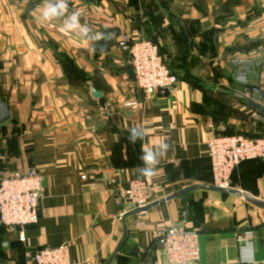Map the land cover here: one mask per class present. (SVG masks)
<instances>
[{
    "label": "crops",
    "instance_id": "0c3cea01",
    "mask_svg": "<svg viewBox=\"0 0 264 264\" xmlns=\"http://www.w3.org/2000/svg\"><path fill=\"white\" fill-rule=\"evenodd\" d=\"M45 4L0 0V101L11 114L0 125V179L36 170L44 185L25 243L0 224V264H33L38 250L65 242L69 264H104L124 222L128 238L111 264H165L155 232L180 224L200 232V264H240L244 229L255 230L263 262L264 210L240 194L195 190L126 218L117 202L137 180L155 185L153 202L211 186V137H264V117L247 104L264 93V0H67L51 21L42 19ZM73 13L80 26L67 30ZM123 34L157 42L177 89L146 100L124 83L133 75L118 49ZM148 151L157 163L141 159ZM236 173L234 190L264 201V161Z\"/></svg>",
    "mask_w": 264,
    "mask_h": 264
},
{
    "label": "built area",
    "instance_id": "2783aa9c",
    "mask_svg": "<svg viewBox=\"0 0 264 264\" xmlns=\"http://www.w3.org/2000/svg\"><path fill=\"white\" fill-rule=\"evenodd\" d=\"M118 49L128 55L132 81L125 78L127 86H134L149 100L158 92L177 89L178 77L173 74L161 55L158 45L146 38L121 35ZM238 82L247 83L246 72H241ZM261 89L254 88L258 94ZM127 106H136L130 104ZM208 157L212 172V185L220 189H233V176L238 167L248 161H264V138H247L240 135H214L208 143ZM155 185L149 181H133L120 190L119 206L125 213L142 209L154 202ZM43 176L36 170L13 173L0 179V224L19 233L25 243L26 231L38 224L40 201L43 197ZM137 226H140V224ZM200 232L183 224L171 225L155 232L154 241L165 257V264H200ZM256 233L244 229L237 237L240 264H264L256 257ZM71 242L37 251L33 264H69Z\"/></svg>",
    "mask_w": 264,
    "mask_h": 264
},
{
    "label": "water",
    "instance_id": "95a60500",
    "mask_svg": "<svg viewBox=\"0 0 264 264\" xmlns=\"http://www.w3.org/2000/svg\"><path fill=\"white\" fill-rule=\"evenodd\" d=\"M93 96L95 98H100L101 96L99 94H97L95 91H93ZM255 100H259L260 103H255L254 101H248L247 104L253 109L255 110L257 113H259L260 115H262L264 117V107L262 106L263 102H264V93H260L258 96H256L254 98ZM10 108H8V105L1 102L0 101V125L6 123L7 121L10 120L11 118V114H10ZM195 190H207V191H214V192H218V193H222V194H226V195H236V194H240L242 198H244V200L249 203L250 205L257 207L259 209L264 210V201L259 200L247 193H238L237 191L233 190V189H220L219 187H214L213 185L211 186H205V185H192L190 187H187L177 193H174L173 195L165 198V199H161L159 201L154 202L152 205H149L145 208L142 209H136L135 211H131L129 213H127L125 215L126 217H133L137 215H140L142 213H146L148 211H150V209L152 207L164 204L166 202H168L169 200H174L177 199L179 197L185 196L186 194L193 192ZM125 220V219H124ZM128 238V228L125 224V222L123 223V236L121 241L119 242V244L117 245V247L115 248L114 252L111 254V256L107 259V261L104 264H111L113 262V260L115 259V257L117 256V254L119 253V251L121 250V248L123 247V245L126 243V240Z\"/></svg>",
    "mask_w": 264,
    "mask_h": 264
},
{
    "label": "clouds",
    "instance_id": "9594fccd",
    "mask_svg": "<svg viewBox=\"0 0 264 264\" xmlns=\"http://www.w3.org/2000/svg\"><path fill=\"white\" fill-rule=\"evenodd\" d=\"M66 10H67V0H55V2H53V0H46V4L42 12V19L45 21H51L54 18L63 17L66 13ZM79 26H80V20L78 13H73L71 16L67 17V24L65 25V28L67 30H75ZM90 52L94 53V50ZM136 139L137 136L135 132H133V134L129 136V140L135 143ZM161 148L166 150L167 145L162 144ZM141 159L146 164L149 165L157 163L155 155L150 151L145 152L144 155L141 157ZM142 174L145 177H151L154 173H152L149 170H144Z\"/></svg>",
    "mask_w": 264,
    "mask_h": 264
},
{
    "label": "rangeland",
    "instance_id": "374dc122",
    "mask_svg": "<svg viewBox=\"0 0 264 264\" xmlns=\"http://www.w3.org/2000/svg\"><path fill=\"white\" fill-rule=\"evenodd\" d=\"M149 39H151V41H154L155 42V40H153L151 37H148ZM155 43H157V42H155ZM162 54V53H161ZM219 124V123H218ZM258 125V124H257ZM263 124H260L258 127H260V130H261V128L263 127L262 126ZM223 126H225V124H223ZM256 127V126H255ZM264 128V127H263ZM254 129H256V128H254ZM227 132L228 133H224V134H233V133H231L229 130H227ZM239 134V133H238ZM237 133L236 134H234V135H238ZM240 136H242V133H241V135ZM243 136H244V134H243ZM244 137H247V138H256V137H261L260 135H252V136H248V135H245ZM262 138H264V137H262ZM249 162V161H248ZM245 163H247V162H245ZM244 163V164H245ZM238 173V172H237ZM237 173H236V175H235V177H234V180H233V185L236 187H238L239 186V177L237 176Z\"/></svg>",
    "mask_w": 264,
    "mask_h": 264
},
{
    "label": "trees",
    "instance_id": "16d2710c",
    "mask_svg": "<svg viewBox=\"0 0 264 264\" xmlns=\"http://www.w3.org/2000/svg\"><path fill=\"white\" fill-rule=\"evenodd\" d=\"M161 52V51H160ZM162 55V54H161ZM163 56V55H162ZM163 58H164V56H163ZM165 60V59H164ZM166 62V61H165ZM167 66H169V65H167ZM170 69V68H169ZM173 73V72H172ZM174 74V73H173Z\"/></svg>",
    "mask_w": 264,
    "mask_h": 264
}]
</instances>
